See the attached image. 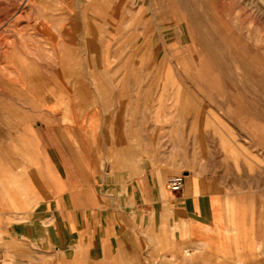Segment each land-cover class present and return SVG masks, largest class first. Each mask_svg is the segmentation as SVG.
Here are the masks:
<instances>
[{
	"label": "crops",
	"instance_id": "crops-1",
	"mask_svg": "<svg viewBox=\"0 0 264 264\" xmlns=\"http://www.w3.org/2000/svg\"><path fill=\"white\" fill-rule=\"evenodd\" d=\"M151 5H69L81 13L70 26L85 29L77 42L71 36L75 51L57 58L46 75L31 71L26 81H11L30 94L8 98V106L31 118L19 131L0 133V264H264L263 198L197 169H182L183 187L171 191L167 182L176 171L136 145L149 136L136 133L135 118L119 110L129 106L125 101L111 99L137 90L127 87L129 67L87 47L108 43L124 25L122 14ZM40 90L49 117L43 122ZM136 102L131 106L150 108ZM138 120L149 129L148 115Z\"/></svg>",
	"mask_w": 264,
	"mask_h": 264
},
{
	"label": "rangeland",
	"instance_id": "rangeland-1",
	"mask_svg": "<svg viewBox=\"0 0 264 264\" xmlns=\"http://www.w3.org/2000/svg\"><path fill=\"white\" fill-rule=\"evenodd\" d=\"M77 3L0 0V133L10 135L30 123V113L8 106L15 95L30 94L11 81L29 79L31 71L46 75L57 58L68 59L78 46L73 41L85 29L70 26L81 13L69 8ZM151 4L150 11L122 14L124 25L112 31L108 43L87 46L120 57L119 67L126 62L130 69L127 87L134 84L137 90L111 93V99L125 101L129 106L119 110L135 118L136 133L149 136L136 145L148 147L150 158L177 175L197 169L231 179L239 190L261 196L264 206V0ZM41 90L38 118L43 122L49 117L43 115ZM138 99L150 108L131 106ZM142 115L149 116L148 130H142Z\"/></svg>",
	"mask_w": 264,
	"mask_h": 264
},
{
	"label": "built area",
	"instance_id": "built-area-1",
	"mask_svg": "<svg viewBox=\"0 0 264 264\" xmlns=\"http://www.w3.org/2000/svg\"><path fill=\"white\" fill-rule=\"evenodd\" d=\"M183 184H184V174H180L171 177L167 182V187L171 191L177 192L182 189Z\"/></svg>",
	"mask_w": 264,
	"mask_h": 264
},
{
	"label": "bare ground",
	"instance_id": "bare-ground-1",
	"mask_svg": "<svg viewBox=\"0 0 264 264\" xmlns=\"http://www.w3.org/2000/svg\"><path fill=\"white\" fill-rule=\"evenodd\" d=\"M203 21V20H202Z\"/></svg>",
	"mask_w": 264,
	"mask_h": 264
}]
</instances>
